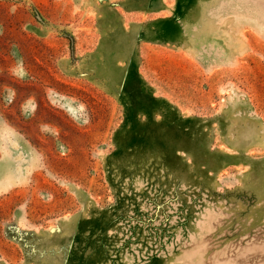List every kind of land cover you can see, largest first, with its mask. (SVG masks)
Listing matches in <instances>:
<instances>
[{"label":"rangeland","instance_id":"1","mask_svg":"<svg viewBox=\"0 0 264 264\" xmlns=\"http://www.w3.org/2000/svg\"><path fill=\"white\" fill-rule=\"evenodd\" d=\"M0 264H264V0H0Z\"/></svg>","mask_w":264,"mask_h":264}]
</instances>
